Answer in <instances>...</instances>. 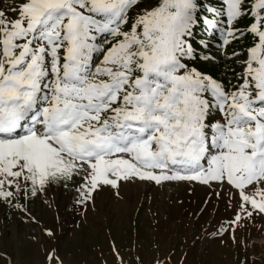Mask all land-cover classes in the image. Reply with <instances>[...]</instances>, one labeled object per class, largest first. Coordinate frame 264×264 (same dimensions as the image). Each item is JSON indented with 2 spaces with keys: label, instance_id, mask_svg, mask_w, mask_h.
I'll return each instance as SVG.
<instances>
[{
  "label": "snow or ice",
  "instance_id": "6c2138e0",
  "mask_svg": "<svg viewBox=\"0 0 264 264\" xmlns=\"http://www.w3.org/2000/svg\"><path fill=\"white\" fill-rule=\"evenodd\" d=\"M10 11L0 205L30 216L21 201L53 186L87 206L122 183L196 182L239 197L216 235L235 242L242 221L264 216V0H19ZM201 29L222 48L252 38L238 85L195 66L212 47L195 43Z\"/></svg>",
  "mask_w": 264,
  "mask_h": 264
},
{
  "label": "rangeland",
  "instance_id": "374dc122",
  "mask_svg": "<svg viewBox=\"0 0 264 264\" xmlns=\"http://www.w3.org/2000/svg\"><path fill=\"white\" fill-rule=\"evenodd\" d=\"M17 2L0 0V9L14 15L10 6ZM214 42L205 65L221 67L213 77L231 89L240 83L252 38L226 48ZM21 203L30 216L0 205V264H49L53 251L63 264H120L121 258L123 264H264V216L242 221L235 242L216 235L239 203L226 185L122 183L119 195L106 188L87 206L76 203L74 189L53 186Z\"/></svg>",
  "mask_w": 264,
  "mask_h": 264
},
{
  "label": "trees",
  "instance_id": "16d2710c",
  "mask_svg": "<svg viewBox=\"0 0 264 264\" xmlns=\"http://www.w3.org/2000/svg\"><path fill=\"white\" fill-rule=\"evenodd\" d=\"M213 2L215 3L216 2V0H213ZM248 23H250L249 21H247V20H245V21H242L241 22V24H240V27H242V25H243V27L245 26L246 27V25ZM242 29V28H241ZM242 30H244V29H242ZM211 35V33H205L202 29L199 31V33H198V36H197V38H196V41H195V43L197 44V45H199V44H202V43H210V40H208V36H210ZM199 37H204V39L203 40H201V39H199ZM214 42V41H213ZM215 43V42H214ZM214 43H210V44H214ZM209 51V49H205V50H203V51H200L199 52V56L201 57V59L196 63V65L198 64V65H200L201 67V70L202 69H205V71H206V73L207 74H209V75H212V76H215L216 75V73L217 72H221L222 71V68L220 67L219 69H215V68H213V67H207L206 65H205V62L207 61L206 59H204L203 57H205V56H212L213 54H211L210 52H208Z\"/></svg>",
  "mask_w": 264,
  "mask_h": 264
}]
</instances>
